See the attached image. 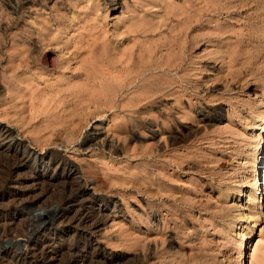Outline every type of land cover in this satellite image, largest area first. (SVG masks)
Instances as JSON below:
<instances>
[{
    "label": "rangeland",
    "instance_id": "obj_1",
    "mask_svg": "<svg viewBox=\"0 0 264 264\" xmlns=\"http://www.w3.org/2000/svg\"><path fill=\"white\" fill-rule=\"evenodd\" d=\"M116 2L0 0V123L110 202L96 232L73 237L90 233L109 264H264V0ZM250 50L256 78L243 77ZM5 161L3 198L27 186L9 184ZM52 189L29 219L55 211L65 192Z\"/></svg>",
    "mask_w": 264,
    "mask_h": 264
},
{
    "label": "bare ground",
    "instance_id": "obj_2",
    "mask_svg": "<svg viewBox=\"0 0 264 264\" xmlns=\"http://www.w3.org/2000/svg\"><path fill=\"white\" fill-rule=\"evenodd\" d=\"M111 1L114 6L117 5L116 0ZM184 13L187 14V11L185 9ZM248 25L250 26L251 24ZM137 30L140 31L142 29ZM253 40L254 38L252 36H249L248 40H246L245 42L246 45H251ZM242 55V59L244 60V66L246 69L244 71L245 75L243 77L251 76L252 78H256L257 75L255 74L253 67L255 53L250 50L247 52L244 51ZM145 69L142 71H145ZM146 70L148 71V69ZM115 75L116 74H114V76ZM134 81L135 80L133 78L132 83ZM88 82H92L93 85L99 84V81L96 78H91V80L88 78ZM128 83L125 84L127 85ZM90 88H92V86ZM99 95L100 93L98 94L97 91L96 93L92 94V96H94L95 98L99 97ZM101 96L104 95L101 94ZM86 99L88 100L87 97ZM146 99L147 98H145L144 100ZM92 100L93 99H91V101ZM209 118L214 119L217 117L213 114H210ZM256 121V123L260 125L262 129H264V114L259 116V119ZM260 121L262 123H260ZM14 133L15 132H13L10 127L0 123V157L7 161L9 171V184L13 186H27L25 190L12 191L11 189H9L8 191H1L4 193V198L0 197V264H109L111 260L110 254L101 249V247L93 241L92 235L90 233H83L85 234V240L80 243L74 242L75 238L73 237H75V235L79 233L75 228L76 225H82V227L84 226L92 233L96 232L98 228L104 223L106 217H108L109 215L108 211L110 208V202H107L104 198L98 197L88 191L87 187L84 186L81 181V173L79 172V169L73 162L53 152L40 153L37 150L33 149L32 146L25 141V139L23 140L19 138V136L17 137ZM133 135L134 134H131L132 137ZM260 152L261 151L257 152L255 158L254 168L256 171L259 170V160L261 155ZM34 167H38L39 170L35 171ZM261 167L263 169V163ZM261 171H263V173L260 177V182L258 181L257 184L258 188L259 183L260 186L263 187V193L264 170L260 169V172ZM53 185H63V189L65 192L64 198L58 204L55 211L51 212V215L49 217L34 215L29 219L27 217L30 214L28 213L30 212L29 210L31 208L39 209L51 197L52 193L54 192V190L52 189ZM256 186V183L249 186L252 187V190H250L249 193V201L251 202L255 200L257 206L260 207L261 196H255L258 191ZM37 191H39V193H37ZM238 191L239 190H237V188H232L231 192L227 194V197H233L236 193H238ZM35 192L37 194L31 196V194ZM7 198L8 200L11 199L13 207H4L3 202ZM13 214L14 218L12 217ZM243 216L244 215L240 214L238 217L242 218ZM60 224H66V227L61 230L59 229ZM250 230H254V227H250ZM62 232L68 233L67 242L64 244L60 243V239L53 240L45 238L46 235L50 233L56 235ZM244 233L242 232V235L246 234ZM67 253L69 255L68 260L64 261V258H59V255H65Z\"/></svg>",
    "mask_w": 264,
    "mask_h": 264
}]
</instances>
